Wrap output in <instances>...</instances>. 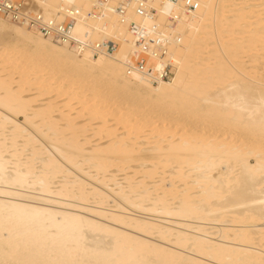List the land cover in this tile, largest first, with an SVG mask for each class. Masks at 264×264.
I'll return each mask as SVG.
<instances>
[{
  "label": "bare ground",
  "instance_id": "6f19581e",
  "mask_svg": "<svg viewBox=\"0 0 264 264\" xmlns=\"http://www.w3.org/2000/svg\"><path fill=\"white\" fill-rule=\"evenodd\" d=\"M38 1L47 16L94 5ZM150 1L162 23L167 1ZM73 34L115 36L119 48L92 57L0 16V264H264V85L253 56L249 73L234 66L264 49V0L200 1L167 30L175 73L155 84L125 72L131 37L114 12ZM11 49L23 66L13 73ZM46 66L59 69L42 81ZM53 77L77 101L49 94ZM160 111L261 137L167 135Z\"/></svg>",
  "mask_w": 264,
  "mask_h": 264
},
{
  "label": "built area",
  "instance_id": "2783aa9c",
  "mask_svg": "<svg viewBox=\"0 0 264 264\" xmlns=\"http://www.w3.org/2000/svg\"><path fill=\"white\" fill-rule=\"evenodd\" d=\"M166 1L169 8L162 23L157 22L159 11L150 0H94V5L85 14L73 7L60 6L51 16L43 13L37 0H0V16L23 24L46 38L65 43L78 52H87L92 57H115L120 43L118 37L92 40L87 34L83 37L73 34L77 21L100 18L106 11L114 12L131 37L133 60L121 61L125 72L155 84L171 80L175 73L167 30L173 28L181 16L194 13L200 4V0ZM131 15L135 18H130ZM147 20L151 22L147 23Z\"/></svg>",
  "mask_w": 264,
  "mask_h": 264
},
{
  "label": "rangeland",
  "instance_id": "374dc122",
  "mask_svg": "<svg viewBox=\"0 0 264 264\" xmlns=\"http://www.w3.org/2000/svg\"><path fill=\"white\" fill-rule=\"evenodd\" d=\"M200 1H209V0H200ZM209 4H210V2H208ZM209 9H210V7H208V6H205V4L203 3V6L201 5V10L203 11V17H202V19H204L202 22H204V23H207L208 21H207V17H208V13H209ZM211 10V9H210ZM209 18H210V16H209ZM232 36H234V37H237V34H234V35H232ZM8 51H9V53H8ZM243 52V53H242ZM241 53L242 54H240L239 56H240V58H239V56L237 55V58H239L240 60H236V62H234V66H237L239 63L240 64H242L243 62L245 63H247V65H246V63L244 64V65H242L243 67H246V69L245 68H242V66L239 68V70H241V69H244V71L246 70V72H248V68L252 65V64H250L251 62H249L250 61V59H251V57L252 58H256L257 59V62L255 63V67H254V69L251 67V68H249L250 70H249V72L250 71H252L253 70V75H255V77L256 78H254V80H256V81H258V82H260V83H262L263 85H264V59L262 58L263 56V54H264V49H262L259 45H256V46H251V49H249V50H245V51H242ZM6 53V52H5ZM4 53V54H5ZM8 53V54H7ZM7 53L4 55V57H6L7 59H8V62L9 63H7V66L9 67V71H12V73H13V71H14V69H15V71H17L18 69H21L23 66L21 65V63L19 62L20 61V59L19 58H17V55H19L18 53H15L14 55H13V50L11 49V52H10V50H7ZM1 54V53H0ZM1 55H3V54H1ZM9 56V57H8ZM11 56V57H10ZM15 57V58H14ZM237 58H235V59H237ZM15 59V60H14ZM16 59H17V61H16ZM19 60V61H18ZM241 60H243L242 61V63H241ZM249 60V61H248ZM14 63H13V62ZM237 61H240L239 63L237 62ZM248 61V62H247ZM19 62V63H18ZM232 62V61H231ZM236 63H238V64H236ZM10 64V65H9ZM239 64V65H240ZM248 64H250V66H248ZM44 65H48V64H44ZM2 66H3V63H2ZM6 66V63H5V66H3V67H7ZM13 67V68H12ZM256 68V69H255ZM13 69V70H12ZM57 69H59V68H53V67H51V66H46L42 71H40V72H38L37 74H35V75H40L41 76V80L42 81H46V80H44L47 76H50V75H54V73H55V71L57 70ZM233 70H235V69H233ZM35 71V70H34ZM50 71H53L52 73L50 72ZM28 72V74H32L33 73V71H27ZM50 73V74H46V73ZM248 72V73H249ZM251 74H252V72H251ZM17 75V74H16ZM57 75H59V73L58 74H55V76H57ZM258 75V76H257ZM40 79H38L39 81H40ZM55 78L53 77L50 81H47V82H49L50 84H49V86L50 87H48V90H52L51 91V93H49V94H52V93H55L54 95H60V94H62L61 96H59L57 99H59V98H61V97H68V101H69V103H72V102H75V101H77V97L78 96H80L79 94H71V90L69 89V88H65V86L64 87H60V86H56V83H54V80ZM81 79H83V78H79V80H81ZM39 84H42V82H39L38 83V85ZM86 85L87 84H89V83H85ZM85 88V86L83 87V89ZM75 91V90H74ZM32 92H34V91H32ZM48 94V95H49ZM84 98V97H83ZM175 111V110H174ZM174 111H163V114H166V115H163V114H161L162 113V111H160V114H158V116H157V118L158 117H160V119L162 118L163 120H164V118H165V122L163 121L162 123H159L158 121L159 120H157V122H155V124H157V123H159V124H157L155 127H156V129L157 128H159L160 127V125H162L161 126V128L162 129H164V131H162V132H165V130H166V133H167V135H171L172 133L174 134V136L176 137V134L178 133V135H180V134H182V135H189L188 133H186L187 131L189 132V130H191V131H193L194 129H195V131L196 130H198V131H196L198 134H204V135H207L206 133H210V131H212V133H214L215 131H216V133L215 134H213V136H211V137H218V135L220 134L221 135V137H223V135L224 134H229V135H235L236 134V132H237V134L235 135V136H237V137H233V136H231L230 137V139L233 137V139H234V141L236 140V138H238L239 137V135H240V133L242 134V133H244L243 131L241 132H239L238 130H235L234 132H230L231 130H234V129H229L227 126H223V124L221 125V124H219V122L216 124V120L217 119H214L213 120V118H211L215 123H213V121L210 119L209 121H207L208 119H206V120H199L198 121V119H197V116H191V115H193V114H188L189 115V117H190V119H187V117H185V115H182V116H180V117H182L183 118V120L181 119V118H179V116H177L178 114L179 115H181V114H183V113H179V112H181V111H178V114H176V113H174ZM175 112H177V110L175 111ZM175 114V115H174ZM187 115V114H186ZM163 116V117H162ZM168 116H175V117H173L172 119H168ZM184 116V117H183ZM166 117H167V119H166ZM177 120H176V119ZM178 118H179V120L180 121H183V123L185 124H183V123H179L180 121H178ZM194 120H193V119ZM23 118H22V116H19V120H22ZM173 119H174V122H176V125H175V123L173 122ZM186 119V120H185ZM125 120H128V119H125ZM167 120L169 121V122H167ZM171 120V121H170ZM176 120V121H175ZM185 120V121H184ZM189 120V122L187 123V121ZM190 120H191V123H190ZM198 121L197 122V124H195L196 123V121ZM133 121V120H132ZM192 121H195V123H193L192 124ZM205 121V122H204ZM113 122V121H112ZM127 122H129V120L127 121ZM174 124H173V123ZM201 122V123H200ZM204 122V123H203ZM208 122H209V125H208ZM130 123H131V121H130ZM129 123V124H130ZM163 123H167V124H163ZM170 123H172V125L170 124ZM189 123H190V125H189ZM212 123V124H211ZM119 124V126L118 127H121V125L123 124L124 125V123H118ZM125 124H128V123H125ZM169 124V125H168ZM182 124H183V127H181L182 126ZM201 124V125H200ZM203 124H204V126H203ZM206 124V125H205ZM219 124V127L217 126ZM195 125H197L196 126V128H195ZM208 125V126H207ZM212 125V126H211ZM167 126H169V127H167ZM170 126H172V127H170ZM181 127V128H179V127ZM200 126V127H199ZM204 128H203V127ZM216 126V127H215ZM222 126V127H221ZM152 127V126H151ZM166 127H167V129H166ZM190 127V128H189ZM207 127V128H206ZM224 127V128H223ZM148 128V127H147ZM149 128H150V126H149ZM188 128V129H187ZM194 128V129H193ZM206 128V129H205ZM221 128V129H220ZM226 128V129H225ZM177 129V130H176ZM184 129V130H183ZM204 129V130H203ZM211 129H213V130H211ZM215 129V130H214ZM218 129V130H217ZM223 129H225V130H223ZM230 131H229V130ZM183 130V131H182ZM168 131V132H167ZM178 131V132H177ZM180 131H182V133L180 132ZM192 132V134L193 133H196V132ZM200 131V132H199ZM203 131V132H202ZM184 132H185V134H184ZM222 132V133H221ZM225 132V133H224ZM227 132V133H226ZM171 133V134H170ZM189 133H191V132H189ZM196 133V134H197ZM231 133H233V134H231ZM235 133V134H234ZM238 133H239V135H238ZM172 134V135H173ZM217 134V135H216ZM245 134H247V133H245ZM241 135L240 137H239V141H238V139H237V141L238 142H240V141H242V142H244L242 139H244L245 140V143L246 142H249V141H251V143L253 144V142L256 140L257 141V138L258 137H261V136H250V134H248V135ZM226 136V135H225ZM244 136H247V138H249L248 140H246L247 138H243ZM249 136V137H248ZM96 137V136H95ZM242 137V138H241ZM253 137H256V138H253ZM220 137H218L217 139H219ZM252 138L254 139V140H252ZM102 139H105V138H102ZM233 139H232V141H233ZM259 139H261V143L259 142ZM263 139H264V137H263ZM262 139V137L261 138H258V141H257V145H259L258 143H260V144H262L261 146H263L264 145V143H262V141L264 142V140ZM98 141H102L101 139L100 140H98ZM249 144H250V142H249ZM255 144V143H254ZM255 144V145H256ZM264 147V146H263ZM115 163V162H114ZM121 164V163H120ZM120 164H118V165H120ZM118 173H120V172H118Z\"/></svg>",
  "mask_w": 264,
  "mask_h": 264
}]
</instances>
